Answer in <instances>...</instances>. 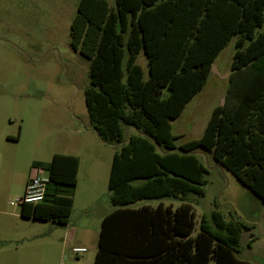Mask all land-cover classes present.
Wrapping results in <instances>:
<instances>
[{"label":"trees","instance_id":"trees-1","mask_svg":"<svg viewBox=\"0 0 264 264\" xmlns=\"http://www.w3.org/2000/svg\"><path fill=\"white\" fill-rule=\"evenodd\" d=\"M69 33L71 49L90 63L89 126L118 145L107 184L114 209L101 220L93 264H249L236 253L252 226L213 210L196 230L186 201L204 196L201 149L264 203V0H78ZM232 39L223 103L198 139L176 145L170 121ZM126 127L135 132L125 135ZM78 166L75 155L53 154L45 196L21 205L23 217L67 224ZM166 197L183 203L128 207Z\"/></svg>","mask_w":264,"mask_h":264},{"label":"rangeland","instance_id":"rangeland-1","mask_svg":"<svg viewBox=\"0 0 264 264\" xmlns=\"http://www.w3.org/2000/svg\"><path fill=\"white\" fill-rule=\"evenodd\" d=\"M106 1L115 7V0ZM77 3L78 0H0V204L18 207L11 203L22 196L25 181L35 175L46 177L53 154L78 155L80 176L73 189L69 230L79 234L71 245H83L87 252L75 259L68 249L63 264H92L100 227L98 216L114 208L107 184L118 145L103 143L89 126L84 91L89 83L90 63L69 45ZM233 53L234 39L216 57L212 75L203 88L171 120L176 145L198 139L213 108L222 104ZM137 62L146 76L142 53ZM124 131L125 135L135 132L131 127ZM18 135V141L7 140ZM196 151L207 174L204 196L191 195L186 201L195 212V229L200 217L209 216L213 210L220 211L226 220L234 218L252 226L242 232L236 257L249 264H264L263 201L218 165L210 152ZM159 203L176 207L183 202L166 197L139 200L128 207H155ZM84 207L95 213L82 217ZM35 222L32 229L48 233V223ZM61 232L58 229L55 237H60ZM40 242L50 244L51 238Z\"/></svg>","mask_w":264,"mask_h":264},{"label":"crops","instance_id":"crops-1","mask_svg":"<svg viewBox=\"0 0 264 264\" xmlns=\"http://www.w3.org/2000/svg\"><path fill=\"white\" fill-rule=\"evenodd\" d=\"M141 53H139V55ZM138 64L141 66L143 73L145 75L143 66L140 63ZM146 68H147V62H146ZM212 72H213V64L211 66L209 76L212 75ZM229 73L227 74V80H228ZM147 74H148V71H147ZM215 77H216V80H219V76L217 74ZM170 124H171V121H170ZM130 133H134V132L129 131L128 134ZM19 137H20L19 135L16 137L9 136L7 137V140L8 141H18ZM74 155L77 156L79 159L78 155L76 154ZM79 176H80V159H79V166H78V171H77V182H76L75 188L77 187L79 183ZM28 179L29 178H27V180ZM27 180L25 181V183L27 182ZM72 199H73V205H74L73 196H72ZM168 206L173 207L172 205H168ZM113 209H110L106 213H102L101 215L98 216L99 222H100L99 224H101L102 218L108 213H110ZM72 213H73V210L71 211L68 222L65 225H60L53 221H45L46 224L48 223L50 225L49 231L48 233L47 232L40 233L31 228L32 227L31 225H36L35 221L37 220H34L30 217H23V215L21 214V208L19 206L18 207H8L6 206V204H0V264H63V262L66 260L65 255L68 249L70 252V249L73 246H83V245H71V244H74L75 240L79 238L78 237L79 234L76 233L77 230L72 234L70 233V230H69L70 229L69 228L70 218L72 217ZM93 213H95L94 209L89 208V207H84L82 209L81 215L82 217H87L88 215H91ZM26 223H30V224H26ZM58 229H61L62 231L61 235L60 237L59 236L55 237L54 234L56 233V231H58ZM99 230H100V227H99ZM98 233L96 237V247L93 253V257H92V264L94 263V257H95V253L97 250ZM48 238H51L50 244H47V245L40 244L41 243L40 241H44V239H48ZM82 255L74 256L72 254V256L75 259H79L80 257H82Z\"/></svg>","mask_w":264,"mask_h":264},{"label":"built area","instance_id":"built-area-1","mask_svg":"<svg viewBox=\"0 0 264 264\" xmlns=\"http://www.w3.org/2000/svg\"><path fill=\"white\" fill-rule=\"evenodd\" d=\"M48 183V176L40 177V176H32L30 177L24 186V191L21 197L17 198L14 203L11 205L21 206L23 204H37L40 203L46 192V185ZM71 254L74 256H80L87 252L85 247L81 246H73L70 249Z\"/></svg>","mask_w":264,"mask_h":264}]
</instances>
